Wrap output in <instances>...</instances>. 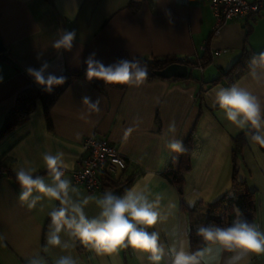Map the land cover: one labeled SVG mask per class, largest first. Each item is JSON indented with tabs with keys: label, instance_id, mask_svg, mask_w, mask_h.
Here are the masks:
<instances>
[{
	"label": "crops",
	"instance_id": "1",
	"mask_svg": "<svg viewBox=\"0 0 264 264\" xmlns=\"http://www.w3.org/2000/svg\"><path fill=\"white\" fill-rule=\"evenodd\" d=\"M64 30L76 31L71 51L52 47ZM213 31V13L201 0L186 5L178 0H0V40L6 55L0 58V129L16 95L31 86L41 87L26 69H38L44 61L50 65L47 71L57 76L86 67L84 61L93 52L106 66L120 57L207 61L203 68L193 67L194 80L146 79L139 87L124 89H97L73 81L49 110L48 121L42 102L36 100L26 123L0 142V163L6 170L0 175V264H29L31 259L56 264L61 256H71L76 264H150L145 254L132 247L97 254L64 233L61 240L67 248L47 246V213L58 202L45 200L29 209L18 199L15 173L20 167H32L34 174L48 180L42 155L62 152L65 178L71 181L84 155L82 143L90 136L107 139L118 149L128 163L123 176L130 177V183L120 194L109 189L88 193L74 186V200L91 198L85 207L87 216L99 214L95 200L104 192L121 195L142 188L150 199L161 197L163 212L170 203L176 206L154 229L160 232L161 242L168 245L179 234L190 249L186 211L212 203L224 193L237 194L231 180L232 139L244 132L214 105L213 90L231 85L208 82L228 70L243 52L253 56L264 52V11L249 20L229 21L216 35ZM233 84L249 88L264 102V86L257 84L250 70ZM85 96L93 102L101 99L99 112L82 104ZM173 121L176 139L184 141L193 133L191 168L183 177L182 195L164 176L174 153L164 139L171 138L168 127ZM128 128L133 131L126 135ZM246 138L238 179L256 191L253 224L264 231V147ZM230 255L214 251L206 264H224ZM240 264H264V254L249 253Z\"/></svg>",
	"mask_w": 264,
	"mask_h": 264
},
{
	"label": "clouds",
	"instance_id": "2",
	"mask_svg": "<svg viewBox=\"0 0 264 264\" xmlns=\"http://www.w3.org/2000/svg\"><path fill=\"white\" fill-rule=\"evenodd\" d=\"M170 15V14H169ZM76 39L75 30H64L53 42L56 50L71 51ZM40 60V55L37 56ZM87 65L86 77L102 80L105 85H128L139 87L148 77V66L137 58L121 59L114 64L104 65L96 59V53H91L84 61ZM50 67L44 61L40 68L29 67L27 74L41 86L42 90L51 93L55 86L65 83L66 77L48 72ZM250 75L258 85L264 86V52L251 58ZM47 73V74H46ZM214 105L223 112L224 118L234 127L244 130L250 141L264 147V102L249 90L233 84L230 87H220L213 90ZM101 99L94 102L90 97L82 98V104L92 111H100ZM133 128L126 130L130 134ZM168 132L171 138L165 136V146L175 153L186 151L183 140L175 138L176 124L171 122ZM64 154L45 152L42 155L49 179L36 175L32 167H20L16 173V181L20 186L18 199L26 203L29 209L36 208L41 201L53 203L47 215L50 220V230L46 236L47 246H62L61 233L79 241L97 254H111L121 247H132L146 255L150 264H206V258L214 251L227 252L224 264H240L249 253L264 254V231L259 226L242 218V213L236 209V218L227 226L217 224H201L196 228L204 247L195 251L188 248L186 241L176 234L168 245L161 242L160 232L154 230L156 225L165 222L175 204L168 205V211L161 210V197L150 199L146 190L130 188L117 195L111 191L104 192L95 200L100 211L97 216L88 217L85 207L90 197L74 200L71 193L77 192L71 181L65 178L67 165ZM41 209L45 207L40 204ZM166 258V259H165ZM29 264H38L34 259ZM56 264H76L71 256H61Z\"/></svg>",
	"mask_w": 264,
	"mask_h": 264
},
{
	"label": "trees",
	"instance_id": "3",
	"mask_svg": "<svg viewBox=\"0 0 264 264\" xmlns=\"http://www.w3.org/2000/svg\"><path fill=\"white\" fill-rule=\"evenodd\" d=\"M253 55L243 52L239 58L230 66L228 70L222 72L216 79L208 82L209 85H216L218 83H225L226 85H232L241 75L250 70L249 64ZM121 59H127L120 57ZM129 60V59H128ZM142 64H147L148 70L151 72L162 70L170 64L180 63L186 64L189 69L193 67L203 68L206 64V60H197L195 62L181 61L170 57L159 58H145L139 59ZM116 61V62H117ZM86 67L76 72H63L58 76L66 77L65 83L59 86H55L51 93H47L42 90L41 87H28L20 91L15 98L14 105L8 110L5 115L3 125L0 129V142L4 140L14 130L23 126L30 114L33 112L36 100H40L43 104L45 116L48 121V112L59 98V96L65 91V89L76 80H82L89 83L92 87L97 89H103L106 87H112L117 89H124L127 85H105L102 80L93 79L89 81L86 77ZM148 80L161 79L154 75L148 76ZM192 73L188 75L185 80H194ZM193 133L189 135L183 141L186 149L183 153H173L169 161L167 170L164 174L175 188H177L180 195L183 194L184 175L191 168V152L193 149ZM233 148L231 151L232 161V176L231 180L233 185L237 188V194L231 196L229 193H224L221 197L212 203L207 205H200L193 209H188L187 220L189 229V247L190 250L195 251L201 247H204L202 239L196 235V228L201 224H217L220 226H227L232 223L236 218V209H239L242 213V218L250 223H254L258 203L256 197V191L250 189L244 181L238 179V160L241 157L242 151L247 145V138L245 131L236 135L232 139ZM128 163L126 162V169ZM123 170L116 177H110L109 175H101V190L109 189L115 191V193H122L130 183V177H124L123 174L126 171ZM0 172L6 173V170L0 163Z\"/></svg>",
	"mask_w": 264,
	"mask_h": 264
},
{
	"label": "built area",
	"instance_id": "4",
	"mask_svg": "<svg viewBox=\"0 0 264 264\" xmlns=\"http://www.w3.org/2000/svg\"><path fill=\"white\" fill-rule=\"evenodd\" d=\"M211 9L214 16V34L222 26L235 20H249L264 11V0H201ZM186 5L189 0H178ZM83 157L72 172L71 183L88 193L101 190V175L116 177L126 169V161L118 149L107 139L90 136L82 143ZM0 175L2 173L0 172Z\"/></svg>",
	"mask_w": 264,
	"mask_h": 264
},
{
	"label": "water",
	"instance_id": "5",
	"mask_svg": "<svg viewBox=\"0 0 264 264\" xmlns=\"http://www.w3.org/2000/svg\"><path fill=\"white\" fill-rule=\"evenodd\" d=\"M0 58L6 59L5 55V47L3 46L0 40ZM192 73V70L186 64L174 63L170 64L167 67L163 68L162 70L153 71L151 72L148 70V76H156L161 79H186L188 75Z\"/></svg>",
	"mask_w": 264,
	"mask_h": 264
}]
</instances>
